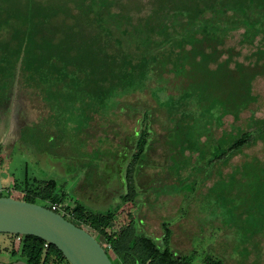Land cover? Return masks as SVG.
Wrapping results in <instances>:
<instances>
[{"label":"trees","instance_id":"16d2710c","mask_svg":"<svg viewBox=\"0 0 264 264\" xmlns=\"http://www.w3.org/2000/svg\"><path fill=\"white\" fill-rule=\"evenodd\" d=\"M1 25L21 39L27 35L29 42L18 59L11 41L0 36V123L11 117V91L17 85L37 99L31 102L37 117L21 128L51 117L57 136L62 120L74 123L71 129L81 132L88 151H97L101 165L120 149L129 152L124 192L113 210L95 212L77 200L63 207L51 179L23 187L14 182L21 200L46 202L48 209L61 205L65 219L105 240L112 264H191L195 251L181 254L171 246L173 218L181 220L191 206L202 218L201 206L210 201L212 211L225 215L218 228L231 241L204 251L201 264H227L232 257L260 260L255 238L264 231V117L250 115L244 126L232 125L217 137L213 130L226 116L239 122L257 102L254 83L264 77V0H0ZM238 29V45L255 48L242 61L234 47H224L228 33ZM142 91H150L167 114L165 131L151 129L152 108L122 101ZM118 107L140 116L136 129L109 117ZM258 143L261 158L231 162ZM143 175L149 181L140 189L137 179ZM207 181L212 182L206 186ZM165 185L177 191L157 193ZM172 196L181 201L174 215L161 218L158 243L141 227L158 212L151 206L161 200L163 208L164 198ZM128 203V222L109 231L117 209ZM44 243L22 236L19 257L25 264H69L55 246L44 248ZM231 243L242 249L227 256Z\"/></svg>","mask_w":264,"mask_h":264},{"label":"rangeland","instance_id":"374dc122","mask_svg":"<svg viewBox=\"0 0 264 264\" xmlns=\"http://www.w3.org/2000/svg\"><path fill=\"white\" fill-rule=\"evenodd\" d=\"M147 4L144 3L146 8ZM241 32L242 29L230 31L224 43L225 48L234 47L239 52L236 59L240 61L255 49L254 47H240L238 45ZM0 36L11 41L18 59L24 58L27 52L26 45L29 42L27 35L21 39L17 33L1 25ZM262 46H264V43ZM11 92V117L8 122L5 123L4 121L5 124L3 122L0 123V144L4 145L0 149V184L2 185L0 187L2 188V196L16 199L23 197L22 193L14 190V182L18 184V187H23L26 183L33 184L39 180L51 179L56 183L53 193L63 195V207L72 206L77 200L95 212L113 210L115 208L114 203L119 201V195L124 192L123 177L129 156L128 150L120 149L113 159L108 155L110 160L105 157L101 165V163H97L99 161L97 151H88V147L83 142L82 136H80L81 132L71 129L74 127V123L67 125L62 120L57 136L53 132L55 122L51 117L38 118L36 122L34 121L28 126L21 128L23 122L33 121L37 117L35 113L37 108L31 106L32 101H37V99L34 96L26 95L24 90L19 89L17 85ZM254 93L257 96V102L241 114L239 122L233 123L232 117L226 116L221 120L220 126H214L213 131L216 137L221 134V131L229 130L232 125L244 126L250 115L255 118L264 117V77L255 81ZM122 101L133 105L140 104L145 108H152L153 112L150 122L151 129L155 133H161L169 127L170 122L167 114L163 109L159 108L150 91L127 95L122 98ZM36 103L38 104V102ZM109 117L122 124L128 130L136 129L137 121L140 118L139 115L129 116L126 109H120L119 107L115 108L109 114ZM82 126L86 127V124H82ZM117 148L119 149V146ZM262 150L260 143L245 148L243 154L235 156L231 162L239 163L251 156L261 158L263 156ZM228 169L229 167H224L225 171ZM148 181L149 177L143 175L138 177L137 185L141 189ZM200 181L199 179V185ZM211 182L207 181L206 186L210 185ZM199 187L201 188V185ZM146 190L150 191L152 188ZM176 191L175 186L165 185L157 193L160 192L168 196ZM49 192L52 193L51 191ZM140 196L142 197V195ZM180 201V196H172L164 198L166 204H164L165 207L163 208L160 205L161 200L158 201L159 203L153 204L151 207L154 210H158V212L151 213L146 220L145 226L141 227V229L158 242L162 236V230L160 229L161 218L174 215ZM211 203L207 201L203 203L207 206H201L202 208L205 207L202 218L200 217L201 220L200 218L197 219L199 213L196 207L193 206L189 208L187 215L181 220L177 221L179 217L173 218L176 222L171 227L173 230L171 246L173 249L180 251L181 254H191L195 251L191 264H201L205 255L204 251L216 246L218 242L222 243L223 240L224 242L231 241V235L228 233L225 235L226 237H222L223 229L218 228L219 225L222 226L224 224L222 221L225 219V215H219L220 210L215 211L214 209L212 211L214 206ZM42 204V206H48L46 202H42ZM131 209L132 207L129 203L119 207L116 219L107 229L109 231L120 230L128 222L127 212ZM61 214L64 215L63 213ZM199 224L202 226L200 227ZM80 226L92 234L103 247L105 246L106 242L99 234L84 225ZM16 237L10 234H0V264H12L14 263L12 261L16 260L23 262L19 257L18 249H20V245L16 247L15 244ZM255 241L260 247L259 254L262 259L260 258L258 262H255L253 261L254 257L250 256L242 262L232 257L227 260V264H264V231L255 238ZM229 247L230 249H226L229 252L226 253L227 256L236 252L237 248L234 249L232 243ZM16 249L18 255L15 254ZM241 249V246H238L237 252H240Z\"/></svg>","mask_w":264,"mask_h":264},{"label":"water","instance_id":"95a60500","mask_svg":"<svg viewBox=\"0 0 264 264\" xmlns=\"http://www.w3.org/2000/svg\"><path fill=\"white\" fill-rule=\"evenodd\" d=\"M0 234L38 237L55 246L69 264H112L104 247L87 230L59 213L21 199L0 197Z\"/></svg>","mask_w":264,"mask_h":264},{"label":"built area","instance_id":"2783aa9c","mask_svg":"<svg viewBox=\"0 0 264 264\" xmlns=\"http://www.w3.org/2000/svg\"><path fill=\"white\" fill-rule=\"evenodd\" d=\"M1 196H2V188L0 187V197H1ZM50 210H52V211H54V212H56V213H59V214H61L59 211H61V212L63 211L61 205H59V204H55V203L50 204ZM61 215H62V214H61ZM15 236H17V237H16V241H15V244H16V247H17V245H20L22 235H15ZM47 246H48V243L45 242V243H44V248H46ZM16 250H17V249H16Z\"/></svg>","mask_w":264,"mask_h":264},{"label":"flooded vegetation","instance_id":"af4514ba","mask_svg":"<svg viewBox=\"0 0 264 264\" xmlns=\"http://www.w3.org/2000/svg\"><path fill=\"white\" fill-rule=\"evenodd\" d=\"M18 260H16V261H12V262H17Z\"/></svg>","mask_w":264,"mask_h":264},{"label":"crops","instance_id":"0c3cea01","mask_svg":"<svg viewBox=\"0 0 264 264\" xmlns=\"http://www.w3.org/2000/svg\"><path fill=\"white\" fill-rule=\"evenodd\" d=\"M0 186L2 187V185L0 184Z\"/></svg>","mask_w":264,"mask_h":264}]
</instances>
